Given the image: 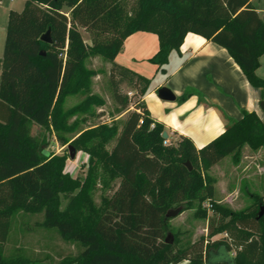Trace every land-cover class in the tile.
<instances>
[{
	"label": "trees",
	"instance_id": "obj_1",
	"mask_svg": "<svg viewBox=\"0 0 264 264\" xmlns=\"http://www.w3.org/2000/svg\"><path fill=\"white\" fill-rule=\"evenodd\" d=\"M130 1L25 0L21 11L8 13L0 58V264H34L4 254L17 211L42 212L35 226L54 228L81 247L58 264H264L262 200L256 197L234 212L214 201L215 180L206 172L245 144L253 149L264 145L263 120L244 111L200 149L181 135L165 145L164 127L153 122L141 100L149 80L114 62L128 35L146 31L158 36V51L149 61L161 68L192 32L225 48L264 100V78L256 74L264 54L262 19L249 0ZM79 27L89 32L90 46ZM47 31L51 43L40 39ZM94 54L110 63L112 96L127 115L119 129L100 124L72 142L76 151L89 153L87 175L81 180L64 172V156L44 154V141L31 127L69 129L71 116L102 104L88 94L93 72L84 64ZM122 83L134 90L135 102L121 93ZM77 93L88 95L64 108L66 97ZM187 96L185 92L179 99ZM111 140L107 151L104 145ZM99 163L105 175L98 173ZM97 180L105 191L99 203L93 200ZM193 202L199 209L211 204L209 237L230 226L254 237L235 247L224 236L205 248L178 246L169 220L181 213V204Z\"/></svg>",
	"mask_w": 264,
	"mask_h": 264
},
{
	"label": "rangeland",
	"instance_id": "obj_2",
	"mask_svg": "<svg viewBox=\"0 0 264 264\" xmlns=\"http://www.w3.org/2000/svg\"><path fill=\"white\" fill-rule=\"evenodd\" d=\"M5 3L0 7V58L3 53V45L6 36L7 18L10 10L21 11L25 0H7L9 10ZM130 1V0H129ZM264 6V0H260ZM131 2V1H130ZM258 3V0H254ZM67 16V8L62 9ZM264 18V13H262ZM84 43L91 45L89 32L84 28H78ZM263 66H264V57ZM86 69L93 72L90 77V90L88 94L97 97L102 102L100 105H92L90 113H76L68 120L69 129L53 130L39 127L33 133L38 140H43L44 154L50 156H64L65 169L71 178H80L83 180L87 175L89 153L79 150L76 151L72 142L84 131L95 128L100 124L108 126L115 125L120 128L123 120L126 118L127 111L122 110L116 104L112 96V90L109 79L110 63L99 54L88 55L85 60ZM258 76V75H257ZM122 94H127L132 102L137 100L138 96L127 83L120 85ZM88 94L77 93L67 96L64 101V108L73 107L81 103ZM94 103V102H93ZM133 107H129L132 110ZM114 140L104 145L105 150H109ZM69 146L76 151L73 159L69 157ZM98 173H103L104 168L99 163ZM207 174L215 180L214 201L234 212H239L250 206L256 197L262 200L264 206V145L257 149L245 144L239 151L229 154L216 164L207 169ZM99 182L93 192V200L99 203L101 194L105 191ZM76 192V191H75ZM74 192V193H75ZM65 205V200L62 205ZM183 210L177 216L169 220L170 230L175 234L178 240V246H187L195 244L197 247H209L211 242L227 237L233 243V246H241L253 238L240 232L236 227L230 226L222 233L212 237L207 235V218L211 215V204L206 202L201 209L197 202L181 204ZM43 213H27L17 211L11 218V229L8 239L4 244V254L7 257L20 256L31 260L34 264H58L65 257L76 255L81 247L71 241L61 238L56 229L43 228L35 226V222L41 221ZM184 260L180 264H186Z\"/></svg>",
	"mask_w": 264,
	"mask_h": 264
},
{
	"label": "crops",
	"instance_id": "obj_3",
	"mask_svg": "<svg viewBox=\"0 0 264 264\" xmlns=\"http://www.w3.org/2000/svg\"><path fill=\"white\" fill-rule=\"evenodd\" d=\"M249 1L264 23L261 1ZM4 3L0 0V7ZM5 7L10 9L7 0ZM158 48L155 33L136 31L124 39L114 62L149 80L141 100L153 122L164 127L170 142L181 135L200 149L223 133L228 121L241 118L244 111H254L264 120L260 89L249 84L225 48L188 32L179 50L171 51L161 68L149 61ZM263 57L264 54L259 57L256 68L261 78H264ZM161 87L168 88L174 100L160 99L157 90ZM185 92L188 96L180 100ZM38 128L33 125L31 130Z\"/></svg>",
	"mask_w": 264,
	"mask_h": 264
},
{
	"label": "water",
	"instance_id": "obj_4",
	"mask_svg": "<svg viewBox=\"0 0 264 264\" xmlns=\"http://www.w3.org/2000/svg\"><path fill=\"white\" fill-rule=\"evenodd\" d=\"M40 39H41L43 42H45V43H51V37H50L49 31H47L46 33H44V34L40 37ZM40 54H41V55H44V52L42 51ZM157 94H158V97H159L160 99H162V100H166V101H172V100H174V95H173L172 92H171L168 88H166V87H161V88H159V89L157 90ZM260 108H261V110L264 112V100H262V101L260 102ZM263 123H264V120H263ZM161 136H162V138L167 139V133H166L165 131H163V132L161 133ZM69 151H70L69 157H70L71 159H73L74 156H75L76 151L74 150V148H73L72 146H69ZM186 166H187L189 169H191V165H190L188 162L186 163ZM263 211H264V207L261 206V209H260L259 215H261V214L263 213Z\"/></svg>",
	"mask_w": 264,
	"mask_h": 264
},
{
	"label": "built area",
	"instance_id": "obj_5",
	"mask_svg": "<svg viewBox=\"0 0 264 264\" xmlns=\"http://www.w3.org/2000/svg\"><path fill=\"white\" fill-rule=\"evenodd\" d=\"M60 56L63 58V60L66 59V46H65V48H64L63 53H61ZM163 144L167 145V144H168V140L166 139V140L163 142ZM225 237H227V234H225ZM227 240H228L229 242H231V241L229 240V238H227ZM232 255H234V253H232Z\"/></svg>",
	"mask_w": 264,
	"mask_h": 264
}]
</instances>
